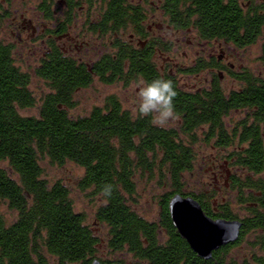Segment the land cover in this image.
I'll return each mask as SVG.
<instances>
[{"label": "trees", "instance_id": "16d2710c", "mask_svg": "<svg viewBox=\"0 0 264 264\" xmlns=\"http://www.w3.org/2000/svg\"><path fill=\"white\" fill-rule=\"evenodd\" d=\"M66 1L92 6L94 0ZM100 1V19L89 30L113 38L116 33L112 51L86 64L63 55L51 39L50 52L35 71L48 82L51 92L42 99L35 117L18 113V109L35 105L30 77L15 65L13 46L0 41V161L12 173L0 168V264H48L47 256L58 264H91L94 259L102 264H123L122 260L96 257L100 241L85 225L83 215L74 211L67 187L42 177L39 161L44 158L53 165L71 162L82 168L80 188L101 199L95 220L107 229L106 247L112 253L130 255L134 264H264V180L257 177L264 169V75L228 71L240 86L227 93L220 86L219 72L205 86L183 89L176 74L155 63L156 49L169 51L167 45L156 37L143 48L120 40L119 34L127 30L142 40L148 36L143 7L134 0ZM52 5L57 6L58 1L40 0L37 6L45 20L53 18ZM158 8L169 27L190 32L200 41L238 49L260 41L259 60L264 67V0H161ZM72 11L53 34L72 25ZM7 17L0 3V20ZM207 69L224 67L211 57L179 68L189 75ZM93 78L105 84L172 80L178 93L174 100L178 125L157 127L150 117L131 115L113 96L87 115L70 116L67 110L73 105V93L87 87ZM233 111H242L245 117L229 131L224 118ZM202 129L205 141L214 140L218 148L226 150L236 143L221 165H210L237 192V200L247 212L242 219L227 203L214 205L215 188L202 192L183 189V174L191 172L194 161L193 150L183 137L192 141L194 133ZM228 165L238 171L224 168ZM154 169L164 170L171 190L159 198L158 219L148 221L132 209L130 201L136 174L151 176ZM106 184H112L114 191L104 203L101 190ZM176 194L195 199L213 219L239 220L238 239L213 251L209 259L198 257L172 225L168 203ZM1 206L16 213L12 222H7ZM250 232L256 234L251 246L258 253L252 252L248 259L236 258L232 249Z\"/></svg>", "mask_w": 264, "mask_h": 264}, {"label": "rangeland", "instance_id": "374dc122", "mask_svg": "<svg viewBox=\"0 0 264 264\" xmlns=\"http://www.w3.org/2000/svg\"><path fill=\"white\" fill-rule=\"evenodd\" d=\"M57 1L53 0L55 3ZM160 1L134 0L135 3L143 7L146 16L144 22L145 31L149 29L152 33L149 37H156L169 47V51L156 52L154 57L156 65L165 67L176 74L181 88L190 91L197 87L205 86L208 82L210 83L212 75L219 72L220 86L227 93L240 86L237 80L230 77L228 71L232 73L248 71L253 75H264V67L259 60L260 41L242 49L223 43L219 47L214 42L200 41L190 32L178 31L168 27L165 17L158 8ZM240 1L246 3V0ZM39 2L40 0H0V3H3V7L8 12V17L0 20V41L13 46L15 65L22 72L29 75V89L35 98L34 106L18 109V113L21 116H37L42 99L51 92L48 82L39 78L35 73L48 48V41L40 29H42V25L50 26V22L48 23L44 19L37 8ZM83 5L80 10L73 13L77 19L75 18L72 25L73 31L71 32L74 35V33L82 31L84 33L82 37L86 45L70 47L65 43V40H62L59 46H62L65 49V54L74 60L90 64L99 56L112 51L114 38L110 34L100 35L89 30L90 24L94 23L95 16L99 14L102 2L94 0L92 6ZM56 15H59V13H56ZM28 19L33 21L37 31L22 30V26L26 28L24 22ZM53 22L51 24H54ZM129 33L131 31L128 30L121 32L119 34L120 40H127ZM78 34L81 35L80 33ZM219 55L220 65L224 67V70L214 71L207 69L198 75H189L179 70V68L190 67L197 59L206 61L210 57L215 58ZM168 58L171 59L170 62ZM140 81L105 84L97 78H93L87 87L78 89L73 93L71 98L73 105L67 110L68 114L73 117L87 115L93 107L102 106L107 97L113 96L119 101L123 109L136 116L133 105L137 101ZM244 117V112L233 111L224 118V125L230 131V128ZM178 123L179 120L166 128H174ZM204 131V129L196 131L192 141L183 137L185 142H189L188 144H190L194 153L191 172L183 174V189L186 192H202L215 188L217 192L213 195L214 205L217 206V203L223 201L229 205V209L237 218L242 219L247 215V212L244 204L238 202L237 192L229 188L227 181H223V178H218L217 172L210 165L213 162H215L216 166L221 165L226 160L224 157L236 149V143L226 150L218 148L214 140L205 141ZM39 164L42 170V177L45 180L48 182L59 181L67 187L74 211L83 215L85 225L91 229L94 236L100 241L101 246L98 248L96 257L108 261L122 260L123 264H134L135 261L130 255L124 252L112 253L106 247L107 229L103 224L95 220V212L101 204V199L99 196L92 195L89 189L80 188V179L83 175L82 168L71 162H66L61 166L53 165L46 158L41 159ZM0 168L12 174L6 162L0 161ZM224 168L229 169L231 172L238 171V168L236 169L232 165L224 166ZM215 177L218 178L216 183L214 182ZM257 177L264 180V169ZM135 183L136 190L130 201V206L144 219L156 221L159 217V198L171 190L166 173L164 170L157 169L153 170L151 176L150 174L142 175L138 173L135 176ZM1 211L7 222H12L16 217V213L7 209L6 206H1ZM255 235L254 232L248 233L239 245L232 249V253L236 258L248 259L252 252L258 253V250L251 246ZM47 260L48 264H58L52 257L47 256Z\"/></svg>", "mask_w": 264, "mask_h": 264}, {"label": "water", "instance_id": "95a60500", "mask_svg": "<svg viewBox=\"0 0 264 264\" xmlns=\"http://www.w3.org/2000/svg\"><path fill=\"white\" fill-rule=\"evenodd\" d=\"M168 211L178 235L202 259H209L213 251L233 243L239 237V220L213 219L202 211L192 197L174 195L169 200ZM91 264L102 263L94 259Z\"/></svg>", "mask_w": 264, "mask_h": 264}, {"label": "clouds", "instance_id": "9594fccd", "mask_svg": "<svg viewBox=\"0 0 264 264\" xmlns=\"http://www.w3.org/2000/svg\"><path fill=\"white\" fill-rule=\"evenodd\" d=\"M178 93L172 80L157 78L152 81H140L137 92V101L133 110L138 118H151V123L160 128H166L179 120L175 110L174 100ZM114 191L112 184H106L101 190L107 203Z\"/></svg>", "mask_w": 264, "mask_h": 264}, {"label": "flooded vegetation", "instance_id": "af4514ba", "mask_svg": "<svg viewBox=\"0 0 264 264\" xmlns=\"http://www.w3.org/2000/svg\"><path fill=\"white\" fill-rule=\"evenodd\" d=\"M83 4H85V3L80 2V4H78L77 6H74L73 4L72 5H69V3H67L66 0H58V5L59 6L52 5L51 8H52V12H53V18H52V20L51 19L50 20H46L48 23L50 22V26L42 25V29H40L41 33L44 34V36L46 37V39L48 41V47H49V41L51 39H53L55 45L61 50V52L63 53V55L68 56L67 54H65V49H63L62 46H59V44L62 42V40H65V43L68 46H70V47H82L83 45H86V43L84 42V39L82 37L83 34H84V33H82V31H78V33H80L81 35H79L78 33H74V35H73V33L71 32V31H73L72 30V28H73L72 25L74 24L75 18L77 19V17L74 16L73 13H74V11L76 12L77 10H80L82 8V6H84ZM70 9L73 10L72 11V16H71V19H72L71 20V22H72L71 24L72 25H70L67 28V30L65 32H63V33H60L58 35L53 34L55 31H57L59 29L58 28V24L61 21H64V19L66 18V15L65 14L68 13ZM56 13H59V15H56ZM99 19H100V15L97 14L95 16V20L93 22L94 23H97V21ZM51 22H53L54 24H51ZM24 24H26V28H24L22 26V30L23 29H29V30H32V32L37 31L36 25L33 23L32 20L28 19V20H26L24 22ZM146 33H147L148 36H146L145 38H143V40L140 39V37H136L133 33H129L127 40H124V41H126L128 44H131L132 46H135V47H138V48H143L147 44L148 40L151 39V37H149V35L151 36V34H152L149 29H148V31H146ZM117 37H118V35H116V33H115L114 34V38H117ZM218 46L220 47L221 44H218ZM158 51L159 50L156 49L155 52H158ZM48 52H50L49 48L46 49L45 55ZM215 58H216V62L218 64H220L221 63V61H220V55L217 56V57H215ZM168 61L170 62L171 59L168 58ZM160 68L163 69V67H161V66H160ZM227 175H228V173H227ZM221 176L222 175L220 174V177Z\"/></svg>", "mask_w": 264, "mask_h": 264}]
</instances>
